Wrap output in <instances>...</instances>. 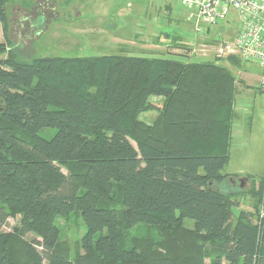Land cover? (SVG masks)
<instances>
[{
  "label": "trees",
  "instance_id": "1",
  "mask_svg": "<svg viewBox=\"0 0 264 264\" xmlns=\"http://www.w3.org/2000/svg\"><path fill=\"white\" fill-rule=\"evenodd\" d=\"M10 1L0 0L4 36ZM5 53L0 264H264V188L236 217V195L219 190L238 177L221 174L235 117L227 69L123 54L23 62L0 44ZM150 111V124L138 119ZM71 213L87 228L74 257L54 224ZM140 224L151 231L128 240Z\"/></svg>",
  "mask_w": 264,
  "mask_h": 264
},
{
  "label": "rangeland",
  "instance_id": "2",
  "mask_svg": "<svg viewBox=\"0 0 264 264\" xmlns=\"http://www.w3.org/2000/svg\"><path fill=\"white\" fill-rule=\"evenodd\" d=\"M227 24L211 27L209 35L196 34L195 23L187 19L186 11L175 0H12L7 7L6 36L4 25L0 24V44L23 62L45 57L123 54L183 63L213 62L227 69L235 80L236 118L230 159L221 174L242 172L255 179L235 178L219 186L223 194L236 195L232 200L236 217L240 211L253 212L256 199L249 196V190L253 187L258 192L260 184L264 188V89L260 85L263 73L260 67L244 63L237 56H217L211 48L217 35L220 39H231L239 30L234 14ZM6 57L7 53L0 56ZM150 101L157 106L162 102L159 98ZM155 117L156 112L150 111L141 113L138 119L150 124ZM53 134L54 130H43L38 135L50 139ZM249 138L256 139L254 147ZM62 172L66 174L64 169ZM20 221V215L9 218L1 231L12 232ZM54 224L60 240L69 245L70 257L81 253L87 231L81 215L56 217ZM191 225L185 221L187 228ZM150 231L140 224L125 235L128 240L140 239ZM25 238L39 240L33 233ZM211 263V257H204L202 264Z\"/></svg>",
  "mask_w": 264,
  "mask_h": 264
},
{
  "label": "built area",
  "instance_id": "3",
  "mask_svg": "<svg viewBox=\"0 0 264 264\" xmlns=\"http://www.w3.org/2000/svg\"><path fill=\"white\" fill-rule=\"evenodd\" d=\"M195 23L196 34H210V28L227 24L234 14L239 30L231 39L217 35L211 43L217 56H237L244 63L256 64L263 71L264 89V0H175ZM229 25V24H227Z\"/></svg>",
  "mask_w": 264,
  "mask_h": 264
},
{
  "label": "crops",
  "instance_id": "4",
  "mask_svg": "<svg viewBox=\"0 0 264 264\" xmlns=\"http://www.w3.org/2000/svg\"><path fill=\"white\" fill-rule=\"evenodd\" d=\"M166 53V52H165ZM235 107V106H234ZM234 113H235V110H234ZM235 118H236V114H235V117H234V120H235ZM234 120H233V122H234ZM232 126H233V123H232ZM233 128V127H232ZM232 133H233V130H232V132H231V143H230V150H231V146H232ZM249 140H250V142L252 141V147H254L255 146V144H256V139H251V138H249ZM230 150H229V159H230V155H231V153H230ZM229 162V161H228ZM226 175H230V176H238L237 178H247V177H251V178H254L253 176H251V175H243V173L241 172V173H238V174H226ZM236 178V179H237ZM229 180H234V179H229Z\"/></svg>",
  "mask_w": 264,
  "mask_h": 264
}]
</instances>
